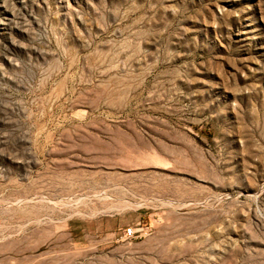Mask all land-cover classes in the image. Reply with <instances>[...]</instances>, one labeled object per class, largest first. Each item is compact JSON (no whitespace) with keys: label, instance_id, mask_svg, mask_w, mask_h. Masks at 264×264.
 <instances>
[{"label":"rangeland","instance_id":"374dc122","mask_svg":"<svg viewBox=\"0 0 264 264\" xmlns=\"http://www.w3.org/2000/svg\"><path fill=\"white\" fill-rule=\"evenodd\" d=\"M0 264H264V0H0Z\"/></svg>","mask_w":264,"mask_h":264},{"label":"built area","instance_id":"2783aa9c","mask_svg":"<svg viewBox=\"0 0 264 264\" xmlns=\"http://www.w3.org/2000/svg\"><path fill=\"white\" fill-rule=\"evenodd\" d=\"M134 232H135L134 228L133 227H129V228L125 229L124 235L127 238L128 237H132L134 235Z\"/></svg>","mask_w":264,"mask_h":264}]
</instances>
